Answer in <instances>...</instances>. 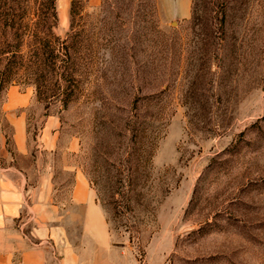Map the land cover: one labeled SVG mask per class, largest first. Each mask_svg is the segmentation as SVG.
I'll return each instance as SVG.
<instances>
[{"label":"rangeland","instance_id":"obj_1","mask_svg":"<svg viewBox=\"0 0 264 264\" xmlns=\"http://www.w3.org/2000/svg\"><path fill=\"white\" fill-rule=\"evenodd\" d=\"M33 5L45 2L0 0V14ZM54 6V34H73L60 84L27 82V28L0 25V105L9 87L31 92L30 144L48 115L62 143L76 139L72 160L138 264L146 251L155 264H264V0Z\"/></svg>","mask_w":264,"mask_h":264},{"label":"crops","instance_id":"obj_2","mask_svg":"<svg viewBox=\"0 0 264 264\" xmlns=\"http://www.w3.org/2000/svg\"><path fill=\"white\" fill-rule=\"evenodd\" d=\"M30 99V91L9 87L0 105V264H138L110 233L72 160L76 139L62 143L58 122L48 115L28 141L22 110ZM143 264H155L148 251Z\"/></svg>","mask_w":264,"mask_h":264},{"label":"trees","instance_id":"obj_3","mask_svg":"<svg viewBox=\"0 0 264 264\" xmlns=\"http://www.w3.org/2000/svg\"><path fill=\"white\" fill-rule=\"evenodd\" d=\"M44 2L43 7L39 5L31 6L26 19L20 14H0V25L15 28L16 32L20 26L27 28V82L44 79L45 72H52L60 84L61 81L73 79L72 58L69 52V43L73 38V34L69 31L64 38L54 34L53 28L57 20L54 0H44ZM74 5L75 2H71L70 12H74ZM16 32L15 36L19 38L20 35ZM54 51H61L62 55L57 64L53 59H50ZM4 52L5 49L0 48V54ZM10 52L11 56L7 58L11 59L7 61L11 62L6 64L9 65L11 70L12 66L16 65L17 59L21 60L23 55L18 46H14V49Z\"/></svg>","mask_w":264,"mask_h":264}]
</instances>
